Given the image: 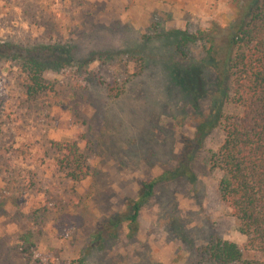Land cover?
I'll return each mask as SVG.
<instances>
[{
	"label": "rangeland",
	"instance_id": "obj_1",
	"mask_svg": "<svg viewBox=\"0 0 264 264\" xmlns=\"http://www.w3.org/2000/svg\"><path fill=\"white\" fill-rule=\"evenodd\" d=\"M234 7V0H0L7 50L71 42L80 58L116 55L48 70L52 89L27 97L19 62L0 50V264H214V241L245 243L220 197L222 173L209 162L220 126L190 151L201 120L217 107L241 109L225 98L210 42L179 40L222 24L213 33L222 46ZM140 60L144 69L133 75ZM73 141L90 171L78 182L59 163V148ZM151 180L135 224L129 201Z\"/></svg>",
	"mask_w": 264,
	"mask_h": 264
},
{
	"label": "trees",
	"instance_id": "obj_2",
	"mask_svg": "<svg viewBox=\"0 0 264 264\" xmlns=\"http://www.w3.org/2000/svg\"><path fill=\"white\" fill-rule=\"evenodd\" d=\"M234 1L232 17L224 25L222 46L217 45L213 34L222 32V24H216L212 33L203 30L199 35L179 36L180 44L200 39L210 42V63L224 82L225 98L241 109L240 114H231L217 107L213 114L201 120L190 151L199 146L210 129L220 126L223 138L210 154L209 162L222 173L218 187L220 197L246 241L244 244L222 239L214 241L208 247L213 263L264 264V0ZM6 47L9 45H0L1 51H7L2 55L17 60L25 74L23 87L27 97H36L52 89L44 77L48 70H56L58 66L79 69L89 62L106 63L116 56L113 52L93 51L87 58H80L71 42L20 50H7ZM143 63L140 60L133 75L144 69ZM124 87V83L110 87L109 96L117 97ZM59 150L64 151L59 163L69 180L78 182L89 176L88 163L76 142H67ZM155 183L156 180L142 182L138 198L129 201L131 222L136 224L141 203L152 194ZM28 238L24 236V241L28 242ZM78 264L85 263L79 259Z\"/></svg>",
	"mask_w": 264,
	"mask_h": 264
}]
</instances>
